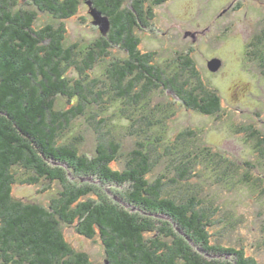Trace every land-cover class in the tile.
I'll return each mask as SVG.
<instances>
[{
    "label": "trees",
    "instance_id": "obj_1",
    "mask_svg": "<svg viewBox=\"0 0 264 264\" xmlns=\"http://www.w3.org/2000/svg\"><path fill=\"white\" fill-rule=\"evenodd\" d=\"M20 1L0 0V264H94L70 247L61 224L74 225L87 238L98 235L107 264H255L241 248L211 243L208 231L221 209L188 182L195 167L208 163L230 179L234 163L198 147L190 130L170 142L163 138L173 105L153 103L156 91L172 92L202 114L219 110L218 95L199 80L191 57L179 55L162 67L154 52L139 47L135 28L151 18L152 6L168 0H128L126 6L125 0H24L58 21L40 28L34 27L36 12ZM81 2L110 22L105 35L86 45L68 43L62 22ZM112 47L126 56L113 58ZM103 61L104 78L94 76ZM58 97L70 107L58 109ZM114 106L113 115L128 119V134L137 138L122 169L110 166L120 155L114 136L100 134L90 157L76 143L58 144L80 115L97 134L109 129L108 109ZM251 136L264 157V137L258 130ZM164 161L174 177L160 174L150 181L148 174ZM43 179L60 185L47 207L13 197L14 185ZM106 185H126L120 198L129 206L110 197ZM172 187L184 192L181 198L178 189L170 193Z\"/></svg>",
    "mask_w": 264,
    "mask_h": 264
},
{
    "label": "rangeland",
    "instance_id": "obj_2",
    "mask_svg": "<svg viewBox=\"0 0 264 264\" xmlns=\"http://www.w3.org/2000/svg\"><path fill=\"white\" fill-rule=\"evenodd\" d=\"M124 3L126 6L128 0ZM19 6L36 12V28L58 22L34 5L25 4L24 0L19 2ZM151 8V18L134 30L140 39V49L154 52L155 63L162 67L179 55L187 54L194 62L199 80L206 88L215 91L219 98V110L206 115L187 108L178 96L167 90L151 94L153 103L173 105V114L165 121L163 138L170 142L179 132L190 130L197 137L198 147L208 148L234 163L232 168L235 170L230 179H224L220 170L219 173L214 170L217 166L208 163L207 167H195L188 182L198 184L200 196L212 200L221 209L218 221L208 231L211 243L241 248L246 256L254 259L255 264H264V157L257 152L255 139L251 136V130H258L264 137V65L256 57L252 59L251 55L245 54L249 40L252 41L256 35L264 39V0H168ZM62 22L67 30L68 43L86 45L101 34L84 2ZM110 52L113 58L126 56L125 51L118 47H112ZM214 57L221 60V65L218 70L210 71L207 61ZM107 62H98L92 74L104 78ZM69 107L64 98H57L58 109ZM115 108L108 109L109 129L103 128L97 134L87 115H80L62 131L58 144L76 143L79 150L90 157L95 154L100 134L103 138L114 136L120 144V155L110 166L122 169L126 154L135 147L137 138L128 134V119L119 121L113 115ZM78 135L82 137L79 142L73 138ZM173 171L167 161L160 162L148 178L151 181L160 174L174 177ZM73 180L81 183L90 178ZM127 188L126 185L102 187L110 197L114 195L129 206L120 198ZM176 189L172 187L170 193ZM59 190L58 183L43 179L37 184L14 185L12 195L26 203L47 207ZM183 193L178 189L180 198ZM61 228L73 250L87 253L94 264H107L98 235L87 238L79 234L74 225L61 224ZM203 255L210 257L206 252Z\"/></svg>",
    "mask_w": 264,
    "mask_h": 264
},
{
    "label": "water",
    "instance_id": "obj_3",
    "mask_svg": "<svg viewBox=\"0 0 264 264\" xmlns=\"http://www.w3.org/2000/svg\"><path fill=\"white\" fill-rule=\"evenodd\" d=\"M88 5L90 6L91 3L89 1H87ZM90 15L93 18V24L98 26L99 31L105 35L108 30L110 29V22L108 17L102 15L101 12H99L98 10H96L95 8H92L89 11ZM221 65V60L219 58H211L210 60L207 61V68L210 71H216L219 69Z\"/></svg>",
    "mask_w": 264,
    "mask_h": 264
},
{
    "label": "flooded vegetation",
    "instance_id": "obj_4",
    "mask_svg": "<svg viewBox=\"0 0 264 264\" xmlns=\"http://www.w3.org/2000/svg\"><path fill=\"white\" fill-rule=\"evenodd\" d=\"M261 37H258V35H256L252 41H248L245 54H248V57L251 55L250 57L252 59L256 57V59L259 60L260 64L264 65V39Z\"/></svg>",
    "mask_w": 264,
    "mask_h": 264
}]
</instances>
